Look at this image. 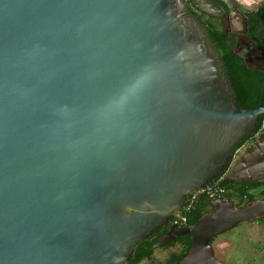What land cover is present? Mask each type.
I'll use <instances>...</instances> for the list:
<instances>
[{"label":"water","instance_id":"95a60500","mask_svg":"<svg viewBox=\"0 0 264 264\" xmlns=\"http://www.w3.org/2000/svg\"><path fill=\"white\" fill-rule=\"evenodd\" d=\"M189 3L245 35L234 52L264 72V46L235 4L227 13L215 0H0V264H127L253 133L264 83L254 109L236 105L217 52L184 14ZM237 18L242 30L231 31ZM259 132L254 153L264 156ZM262 167L242 156L221 185L263 179ZM209 204L153 247L190 234L177 264H223L211 240L264 218V200Z\"/></svg>","mask_w":264,"mask_h":264},{"label":"trees","instance_id":"16d2710c","mask_svg":"<svg viewBox=\"0 0 264 264\" xmlns=\"http://www.w3.org/2000/svg\"><path fill=\"white\" fill-rule=\"evenodd\" d=\"M257 16L262 17L264 20V2L257 11ZM202 28L207 36V39L210 41L212 47L219 56L221 70L223 71L234 102L240 108L254 109L258 104L261 94V89L264 83V73L256 70H250L246 67L243 60L234 52L233 42L230 41L229 35L223 32L219 23H205ZM263 124L264 115L259 118L253 131L255 133L259 132L263 128ZM217 180H219V178H217ZM224 187L226 189L233 188L231 186ZM247 192L248 189L243 188L239 190L238 193L240 195V199L245 196ZM203 199L199 202V206L195 211L187 214V224L193 225L197 223L200 217L207 212V207L210 206L208 202ZM157 234L152 236V238L148 237L138 244L127 264H140V262L144 259H150L154 252L153 245L156 243L159 236H157ZM178 239H181V243L184 245V248H182V252L179 255L173 256L171 264H177L191 245V237H189V239L179 237ZM174 244H176V242L168 244L167 247Z\"/></svg>","mask_w":264,"mask_h":264},{"label":"flooded vegetation","instance_id":"af4514ba","mask_svg":"<svg viewBox=\"0 0 264 264\" xmlns=\"http://www.w3.org/2000/svg\"><path fill=\"white\" fill-rule=\"evenodd\" d=\"M215 1L227 13H231L230 9H231L232 5H234V4L236 5L237 9L244 10L242 7L238 6L235 1H233V3L230 0H215ZM263 2H264V0H263ZM260 7H261V5H260ZM260 7L258 9H256V10H253V11H250V12H248V11H242V12L247 18V27L249 29L248 34H249L250 31H255L256 34L259 36V38L262 41V43H260L261 41L257 43V45H259L261 47V44H262V46H264V20L262 19V17L257 16V11L260 9ZM184 14L187 15V16H194L196 18V20L200 23L201 27H203L205 23H217V24L219 23L221 25V21L219 19L212 18V17H210L208 15H205V14L201 13L198 10L197 7H192L190 5V3L185 8ZM237 21H238V23H236V26H234L233 22H231L229 20V26L230 27H228V29H230L231 31L234 28L237 31L242 30L241 29L242 21L238 20V18H237ZM221 27H222V25H221ZM227 34L229 35L230 41L233 42V50L234 49H238V50L241 51L243 49V47H245L247 45V42L243 38V36H245V35H241L239 33H227ZM242 43L244 44V46L240 47V45H243ZM236 45H238L237 48H236ZM262 55H263V58H264V53ZM262 130H264V124H263ZM260 133H262V132H259V133L255 134V132L253 131L252 134L248 135L243 141H241L236 146V148L232 152V156H231L227 166L223 169L222 172L219 173L217 178H219L221 181L224 180V178L232 172V170L234 169V167L237 164L238 160L242 156L244 157V163H245L247 169L248 168L250 169V168H253V167H257L258 165L264 164V156H259V155L254 153L255 148H256V144H255L256 138H254V136L258 137V135ZM262 170H263V173H264V167H262ZM257 175L258 174L256 173L254 178H256ZM235 177L237 179H240V180H246V179L253 180L250 183H233V184L227 185V186L233 187L232 189H234V188H235V190L237 189L236 190L237 193H238L239 190H241L243 188L244 189H248L247 194L245 196H243L241 199H238L236 203L232 202L230 200L231 197H228V196H225L223 199L231 201L233 204H235V206L237 208L249 205V204H251V203H253V202L257 201V200H264V178L263 179L254 180V178H252L251 175H249V176L236 175ZM217 178H215L213 181H216ZM188 196L189 195H187V198H188ZM209 206L210 207H207V210H206L207 212H209L211 210L210 208H212L210 204H209ZM173 220H174V218H171L168 221V223L165 226V228L160 229L155 234L151 235L150 238H152V236H154V235H156L158 233L157 236L159 235L158 236V239H159L161 236H163L169 230L174 231V230L178 229V228H176L175 226H173L171 224V222ZM261 220H264V218L261 219ZM258 221H260V220H258ZM253 222H256V221H253ZM253 222H248V223H253ZM189 226H190V224H187V227H189ZM230 231L231 230H229V231H227V232H225L223 234L226 235ZM223 234H221V235H223ZM189 237H191V235L186 234L184 236H181L180 238L189 239ZM178 238L176 240H174L173 242H176V243H178V245L181 246V252H182V248H184L183 247L184 245L181 243V239H178ZM217 238H218V236L213 238L211 240L210 244L213 243L214 239L216 240ZM158 239L156 240V242L158 241ZM165 247H167V245L166 246H162V247H157V248H165ZM213 250H214V254L216 256L215 249H213ZM179 254H177V255H179ZM172 258L173 257H171V259L169 260V262L167 264H171ZM222 263L224 264V262H222Z\"/></svg>","mask_w":264,"mask_h":264},{"label":"rangeland","instance_id":"374dc122","mask_svg":"<svg viewBox=\"0 0 264 264\" xmlns=\"http://www.w3.org/2000/svg\"><path fill=\"white\" fill-rule=\"evenodd\" d=\"M236 190L232 189L226 194V196L231 197L230 200L234 203L240 199ZM263 228L264 220L253 223L245 222L226 235L218 236L211 243L215 249L216 257L224 264H264V244L257 239V234L254 231ZM180 252L181 246L178 243L165 248L155 247L152 257L144 259L140 264H167L171 257Z\"/></svg>","mask_w":264,"mask_h":264},{"label":"built area","instance_id":"2783aa9c","mask_svg":"<svg viewBox=\"0 0 264 264\" xmlns=\"http://www.w3.org/2000/svg\"><path fill=\"white\" fill-rule=\"evenodd\" d=\"M232 191V189H226L221 185V180H216L211 182L208 187H205L201 190L194 191L191 193V205L184 211L179 218H175L171 224L176 228H185L187 227V214L192 213L199 206V202L203 199L208 203L211 201H216L223 199L228 192Z\"/></svg>","mask_w":264,"mask_h":264},{"label":"crops","instance_id":"0c3cea01","mask_svg":"<svg viewBox=\"0 0 264 264\" xmlns=\"http://www.w3.org/2000/svg\"><path fill=\"white\" fill-rule=\"evenodd\" d=\"M243 1V0H242ZM255 2H259L260 3V5H262V3H263V0H254ZM247 6H249V7H252L253 5H251V4H247ZM243 8V7H242ZM244 9V8H243ZM242 11H247V10H241V12ZM248 12H250V11H248ZM234 26H236V24H234ZM235 189V188H234ZM255 232H256V234H257V239L259 240V241H262L263 242V244H264V228L263 229H260V230H254ZM259 237V238H258Z\"/></svg>","mask_w":264,"mask_h":264},{"label":"clouds","instance_id":"9594fccd","mask_svg":"<svg viewBox=\"0 0 264 264\" xmlns=\"http://www.w3.org/2000/svg\"><path fill=\"white\" fill-rule=\"evenodd\" d=\"M3 10H4V12H5L6 15L9 14L10 11H11V9L9 8L8 5H4Z\"/></svg>","mask_w":264,"mask_h":264}]
</instances>
